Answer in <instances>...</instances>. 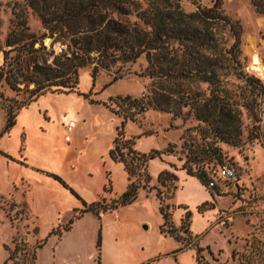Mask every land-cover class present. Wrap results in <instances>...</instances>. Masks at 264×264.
I'll list each match as a JSON object with an SVG mask.
<instances>
[{
    "label": "trees",
    "instance_id": "16d2710c",
    "mask_svg": "<svg viewBox=\"0 0 264 264\" xmlns=\"http://www.w3.org/2000/svg\"><path fill=\"white\" fill-rule=\"evenodd\" d=\"M194 5L186 10L184 2ZM39 18L46 31L36 35L30 31L23 13L15 14L4 43H0L2 64L0 65V84L5 83L10 89L20 91L23 84L30 94L25 101L15 108H6V122L0 135L7 132L14 123L18 110L31 103L39 95L54 89L78 91L79 70L91 66L90 76L95 84L101 69L114 68L111 79L103 85L121 79L125 74L123 67L135 62L144 55L147 62L140 76L151 79L152 84L143 93L141 99H133L129 106L141 104V109H155L169 112L175 116L191 115L198 121L194 126L203 135L211 139L203 146L197 144L191 160L185 161L182 168L208 186L211 177L204 166H199V154L211 156L210 159L222 160L218 142L232 146L241 144L242 114L245 110L253 119L251 139H257L264 147V125L260 129V102L264 98V85L260 78L246 71L242 54V26L239 20L228 15L222 7V0H213L204 5L199 0H23ZM259 13L264 14V0H252ZM1 24V20H0ZM50 37L52 44L59 42L64 48L58 53L47 49L44 39ZM52 58L49 60L48 56ZM234 80L238 82L235 83ZM89 97L88 93H81ZM109 97L118 105L116 99ZM120 101L130 99L117 97ZM0 100H8L0 91ZM92 100V99H90ZM93 101V100H92ZM4 103V102H3ZM26 104V105H25ZM108 107L110 104L104 102ZM187 107V112L183 108ZM122 117L114 146L110 149L112 158L122 161L131 181L126 190L106 204V198L86 203L74 210L75 214L64 224L52 228L30 253L27 262L33 263L36 251L42 247L50 235L60 236L69 230L73 222L86 212L98 214L102 210L114 209L133 202L139 188H154L159 201V212L163 219L159 226L162 233L180 241L182 246L189 242L179 234L189 228L191 212L186 210L180 227L172 220L174 204L164 203L162 189L150 186L147 171L149 159L161 156L163 150L152 149L148 153L137 151L132 138H125L124 124L127 120L135 121L133 114L124 113L109 107ZM257 123V124H256ZM127 148L125 151L124 149ZM211 152V153H210ZM4 154V153H3ZM7 156L6 154H4ZM8 157V156H7ZM128 157V160H127ZM144 166L143 182L135 168ZM173 166V165H171ZM55 179L76 194L59 176ZM140 176V174H138ZM176 175L163 170L158 175V183L165 186L166 178ZM215 186V185H214ZM213 186V187H214ZM209 187V186H208ZM212 188V187H210ZM203 203L199 206L202 208ZM187 223V224H186ZM254 242H251V247ZM100 245L98 238L97 244ZM7 248V246H5ZM194 248L197 263L200 262L201 246ZM14 253V252H13ZM12 264L19 263L14 259ZM237 252H232L236 257Z\"/></svg>",
    "mask_w": 264,
    "mask_h": 264
},
{
    "label": "crops",
    "instance_id": "0c3cea01",
    "mask_svg": "<svg viewBox=\"0 0 264 264\" xmlns=\"http://www.w3.org/2000/svg\"><path fill=\"white\" fill-rule=\"evenodd\" d=\"M89 77L91 82L84 88L79 84L78 91L39 95L18 110L13 125L0 135V194L15 201L18 196L23 197L24 201L19 204L36 212L37 217L49 220L51 229L67 222L74 210L82 207V202L116 198L131 181L124 163L110 155L122 120L104 104L112 96L106 90L114 83L103 88L96 83L93 85ZM81 93H88L89 97ZM70 120H74V126L69 132L70 139L66 140ZM124 135L132 138L133 147L142 153L164 148L155 131L144 133L141 125L132 120L125 122ZM171 165L178 166L173 172L177 179L170 201L175 206L173 223L178 226L189 210V230L202 238L214 210L198 209L212 199L199 178L179 167L173 155L162 153L147 163L149 185L156 186L160 172L171 169ZM52 174L59 176L76 194ZM158 207L156 189L139 188L133 202L98 214L86 212L73 223L87 220L94 228V248L87 255L93 261L99 235L98 264L143 261L166 264L171 258L184 264V252L191 248L183 247L180 241L160 231L163 219ZM193 254L194 260L192 258L188 264H197L195 251ZM72 258L70 264L82 261L77 249L72 251Z\"/></svg>",
    "mask_w": 264,
    "mask_h": 264
},
{
    "label": "rangeland",
    "instance_id": "374dc122",
    "mask_svg": "<svg viewBox=\"0 0 264 264\" xmlns=\"http://www.w3.org/2000/svg\"><path fill=\"white\" fill-rule=\"evenodd\" d=\"M199 1L204 5H210L213 2V0ZM183 5L186 10L194 8V5L188 1H185ZM222 7L228 15L239 20L242 26V54L246 71L260 78L264 85V14L255 9L252 0H222ZM21 13L26 18L30 31L36 35L46 31L37 15L24 5L23 0H0V43H4L12 20L15 19V14ZM51 41L50 37H46L44 44L54 53H58L64 48L59 42L52 44ZM255 51H258L259 61L254 59ZM48 58L51 60L52 56L49 55ZM2 61V52L0 51V65ZM146 64L144 55L135 62L125 64L123 77L114 82L108 91L106 90V93L109 92L112 95L111 98L118 101V105L109 98L106 103L110 104L109 107L114 110L120 111L121 114H133L135 122L141 125L144 133L155 131L164 146V154L173 155L178 161L179 167H182L185 161L194 157L193 152H196L197 144L203 146L204 142H209L211 139L203 138V134L194 128L198 121L191 115L175 116L172 113L151 108L143 110L141 104L136 103L129 106L131 100L141 99L143 93L152 84L151 79L139 75ZM90 70L91 66H85L79 70L81 88L91 82ZM113 71L114 68L101 69L96 76V85L103 86L107 83L111 79ZM234 82L238 81L234 80ZM20 87L22 88L20 91H15L3 82L0 84V91L4 97L8 98V100H0V132L6 122L7 106L13 105L15 108L20 102L25 101L33 84H30L28 88L20 84ZM68 92H75V90L51 89L44 94ZM90 93L92 94L93 90ZM127 95L130 96V99L125 101H120L117 98H124ZM259 109L261 129L264 125V98L260 102ZM187 110V107L183 108L184 113ZM241 120L240 145L232 146L218 142L215 145L220 148L222 160L210 159L209 154H199L196 159L198 165L204 166L211 179L215 181V186L212 188L204 184L212 199L204 204L200 211L213 209L214 216L202 238L193 235L189 228L184 232L185 226L180 228L179 234L185 241L189 240L184 247H189V245L203 247L200 252L199 264H264V147L259 140L251 139L254 121L245 110ZM124 150L126 151L127 148ZM189 164L196 166L193 161ZM224 164L235 169L234 178L224 179L216 174L217 167ZM176 169L178 166L174 165L169 171L174 172ZM184 169L187 170V167ZM135 171L136 174L133 178L139 177L143 182L144 166L135 168ZM162 178H166L165 186L162 187L160 183L157 186L163 191V202L167 203L171 201L176 180L171 176ZM18 187L20 188L19 184ZM16 201L9 196L0 194V264H12L13 259H8L11 252H14V259L19 263L26 261L24 264H70L73 261L72 251L76 249L82 257L80 264H98L99 247L96 244L99 235L93 255L95 262L87 256L94 248V228L87 220L73 223L72 229L64 231L60 238L57 235L47 237L46 243L36 251V260L33 263L27 262L30 259L29 252L48 235L51 225L49 220L37 217L36 212L27 209L28 212L23 203L19 204L24 201L23 197L18 196ZM105 203L109 204L110 200L106 199ZM150 230L151 228L148 229V232ZM251 242H254L252 247L250 246ZM194 250L191 248L184 252V264L190 263L192 258L194 260ZM233 251L237 252L235 258L232 257ZM165 263L178 264L176 258L166 260Z\"/></svg>",
    "mask_w": 264,
    "mask_h": 264
},
{
    "label": "built area",
    "instance_id": "2783aa9c",
    "mask_svg": "<svg viewBox=\"0 0 264 264\" xmlns=\"http://www.w3.org/2000/svg\"><path fill=\"white\" fill-rule=\"evenodd\" d=\"M74 126V120H70L68 123H67V134L65 135V138L66 140H69L70 139V131L72 130ZM216 174L221 177V178H224V179H232L235 177L236 175V172H235V169L231 166H228V165H219L216 169ZM215 185V181L213 179H211L208 183V186L209 187H213ZM137 264H149V261H143V262H140V263H137Z\"/></svg>",
    "mask_w": 264,
    "mask_h": 264
},
{
    "label": "bare ground",
    "instance_id": "6f19581e",
    "mask_svg": "<svg viewBox=\"0 0 264 264\" xmlns=\"http://www.w3.org/2000/svg\"><path fill=\"white\" fill-rule=\"evenodd\" d=\"M254 54H255L254 59H255L256 61H259V54H258V51H255ZM259 70H260V69H259Z\"/></svg>",
    "mask_w": 264,
    "mask_h": 264
}]
</instances>
